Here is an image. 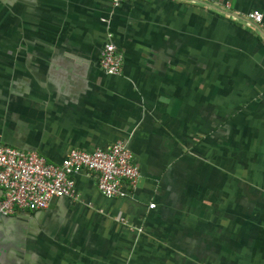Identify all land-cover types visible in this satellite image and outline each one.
<instances>
[{"label": "crops", "instance_id": "1", "mask_svg": "<svg viewBox=\"0 0 264 264\" xmlns=\"http://www.w3.org/2000/svg\"><path fill=\"white\" fill-rule=\"evenodd\" d=\"M250 10L264 25V0H0V144L57 162L124 140L139 170L124 198L79 172L76 200L0 216V264H264ZM106 33L117 75L98 66Z\"/></svg>", "mask_w": 264, "mask_h": 264}, {"label": "built area", "instance_id": "2", "mask_svg": "<svg viewBox=\"0 0 264 264\" xmlns=\"http://www.w3.org/2000/svg\"><path fill=\"white\" fill-rule=\"evenodd\" d=\"M108 1L116 6L121 0ZM244 17L263 26L264 31L259 11L250 10ZM98 66L106 75L121 72V56L109 33L105 34L99 48ZM79 172L94 175L95 189L104 198L127 197L139 179L138 167L124 140L91 151L70 148L57 162L33 150L0 144V216L42 210L58 198L76 200L74 177ZM153 206V203L148 204V208ZM118 220L123 222L122 218Z\"/></svg>", "mask_w": 264, "mask_h": 264}, {"label": "rangeland", "instance_id": "3", "mask_svg": "<svg viewBox=\"0 0 264 264\" xmlns=\"http://www.w3.org/2000/svg\"><path fill=\"white\" fill-rule=\"evenodd\" d=\"M54 202V201H53Z\"/></svg>", "mask_w": 264, "mask_h": 264}]
</instances>
